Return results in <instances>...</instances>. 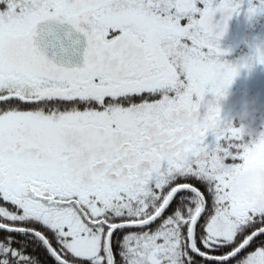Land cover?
I'll use <instances>...</instances> for the list:
<instances>
[{
  "label": "snow or ice",
  "instance_id": "obj_1",
  "mask_svg": "<svg viewBox=\"0 0 264 264\" xmlns=\"http://www.w3.org/2000/svg\"><path fill=\"white\" fill-rule=\"evenodd\" d=\"M244 3L0 0V264H264L232 194L264 136L220 106L264 64L220 44Z\"/></svg>",
  "mask_w": 264,
  "mask_h": 264
},
{
  "label": "clouds",
  "instance_id": "obj_2",
  "mask_svg": "<svg viewBox=\"0 0 264 264\" xmlns=\"http://www.w3.org/2000/svg\"><path fill=\"white\" fill-rule=\"evenodd\" d=\"M230 87L220 100H225L229 95ZM222 108V106H221ZM261 112L259 97L246 100L235 116L227 119L230 126L237 127L243 136L248 138L264 136V129H256L253 124ZM232 194L238 198L251 202L258 211H264V163H254L242 170L233 179Z\"/></svg>",
  "mask_w": 264,
  "mask_h": 264
},
{
  "label": "rangeland",
  "instance_id": "obj_3",
  "mask_svg": "<svg viewBox=\"0 0 264 264\" xmlns=\"http://www.w3.org/2000/svg\"><path fill=\"white\" fill-rule=\"evenodd\" d=\"M219 17H220V14L217 15V19L218 20L220 19ZM244 17H245V9L241 10L238 15H235L231 19L233 20V22L235 21V23H237L238 21L240 23V20H241V23H242V21H244ZM249 19H251V18L249 17ZM243 25L241 24L238 27V29H234L233 33L231 35H228V33L226 32L225 35L223 36V38L221 39V41H220L221 47L223 49L227 50L228 54L229 53L234 54V53H236L239 50L238 48L240 47L242 39L245 38V35L247 36V39L251 40L250 46H249L250 52H251L250 47L253 48V52L255 51V49L257 47H260L261 49H264V33L263 34H259V33L256 34V32L254 33V30H253V33L252 32L250 33L249 30L248 31L245 30V27H243ZM238 32L240 33L239 35H237ZM244 53L245 54L242 55V58H239V57L231 58L229 60V62L234 63V64L243 63L244 59L247 56L252 54V53L249 54L248 52H244ZM237 78H241V79L244 78L245 79V84H244L245 87L243 86L245 88V101L246 100H251L252 98L258 96L259 97V103L261 105H264V103H263L264 102V94L261 93L262 91L261 92L256 91L255 93H258V94H256L253 97H250L253 94L248 93L249 88L251 89L252 87H257V90H258L259 87H264V64L257 63L251 69H248V68L241 69L239 75L236 76L234 81L242 83L241 82L242 80L241 79H237ZM238 80H240V81H238ZM232 87H234V86L231 84L230 89ZM248 94L250 96H248ZM207 99L214 100V97L211 94H209ZM221 106H222V104H221ZM239 106L242 107L243 104L242 103L241 104L240 103H236L233 106V109H237V110H233V111H232L231 105H229V108L222 109V112H223L222 116L226 120L232 118V116L238 112ZM263 111H264V109L261 110V112H263ZM228 113H229V115H227Z\"/></svg>",
  "mask_w": 264,
  "mask_h": 264
},
{
  "label": "trees",
  "instance_id": "obj_4",
  "mask_svg": "<svg viewBox=\"0 0 264 264\" xmlns=\"http://www.w3.org/2000/svg\"><path fill=\"white\" fill-rule=\"evenodd\" d=\"M244 9H245V13H246V11H247V9H248V3H247V0H245V3L242 5V9H241V10H244ZM242 12H243V11H242ZM234 16H235V15H234ZM234 16H233V17H234ZM233 17H232V18H233ZM219 18H221V17H219ZM231 20H232V19H231ZM229 21H230V20H229ZM232 21H233V20H232ZM260 21H264V13L257 14V15H255V16H253V18L250 20L249 26H248L245 30L248 31L247 29H248L249 27H251V26H256V24H258ZM257 30H258V29H257ZM249 32H250V31H249ZM250 33H251V32H250ZM250 42H251V40H250V39H247V36L245 35V38L242 39L241 44H240V47L238 48L239 50H238L236 53H234V54L229 53V54L225 57V59L229 61L231 58H237V57L242 58V55L245 54L244 52H248L249 54L253 53V48H252V47H250L251 52H250V50H249ZM237 87H240V86H234V88L232 87V88L230 89V92H234L235 90L233 91V89H235V88H237ZM241 90H245V88L241 87L240 91H241ZM256 91H258V92H261V91H262L261 93L264 94V87H259L258 90H257V87H252L251 89L249 88L248 93L253 94V95L250 96V95L248 94V96H250V97L255 96L256 94H258V93H255ZM240 94H242V91H241ZM263 103H264V102H263ZM260 105H261V104H260ZM263 106H264V105H261V110L264 109ZM241 108H242V107L239 106V108H238L239 110H238V111H240ZM234 110H237V109H234ZM233 116H235V114H234ZM233 116H232V117H233ZM253 127L256 128V129H264V111L258 113L257 120H256L255 123L253 124ZM256 137L258 138V136H256ZM194 183H195V182H194ZM197 186L200 187L202 191H206L204 185L197 184ZM206 195H207V192H206ZM39 256H40V258H41L42 260L47 261V264H52V261L46 256V254L43 252V250H40V252H39Z\"/></svg>",
  "mask_w": 264,
  "mask_h": 264
},
{
  "label": "flooded vegetation",
  "instance_id": "obj_5",
  "mask_svg": "<svg viewBox=\"0 0 264 264\" xmlns=\"http://www.w3.org/2000/svg\"><path fill=\"white\" fill-rule=\"evenodd\" d=\"M253 18V16L251 17V19ZM251 19H249V14H248V11H246V13H245V17H244V21H242V23H241V20H240V23H239V21L237 22V23H235V21L233 22L232 20H230L229 22H228V30H227V33H228V35H231L232 33H233V30L234 29H238V27L242 24H244L243 25V27H245V29L249 26V23H250V20ZM239 24V25H238ZM258 29V30H257ZM247 30H249L250 32H252L253 33V30H254V33L256 32V34H263L264 33V21H260L258 24H256V26H251V27H249ZM240 33L238 32V34L237 35H239ZM231 41V40H230ZM237 79H241V78H237ZM242 81V83H240V82H235V81H233V83H232V85L233 86H240V87H245V79L244 78H242L241 79ZM238 81H240V80H238ZM240 87H237V88H235V89H233V91L234 92H230V90H229V95H228V97L225 99V100H223V101H221V104H222V109H226V108H229V105H231V107H232V111L234 110L233 109V106L236 104V103H242V104H244V102H245V90H241L242 91V94H240L241 93V91H240ZM243 87V88H244ZM234 88V87H233ZM23 107H31L30 105H24ZM222 115H223V112H222ZM227 115H229V113L227 114ZM226 115V116H227Z\"/></svg>",
  "mask_w": 264,
  "mask_h": 264
}]
</instances>
